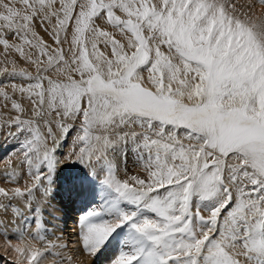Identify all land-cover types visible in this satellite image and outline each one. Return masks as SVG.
<instances>
[{"label":"snow or ice","instance_id":"6c2138e0","mask_svg":"<svg viewBox=\"0 0 264 264\" xmlns=\"http://www.w3.org/2000/svg\"><path fill=\"white\" fill-rule=\"evenodd\" d=\"M0 56V129L23 135L0 173L12 264L75 259L43 220L69 161L104 186L77 254L127 226L110 264H264V0H0ZM117 152L143 174L121 178Z\"/></svg>","mask_w":264,"mask_h":264},{"label":"rangeland","instance_id":"374dc122","mask_svg":"<svg viewBox=\"0 0 264 264\" xmlns=\"http://www.w3.org/2000/svg\"><path fill=\"white\" fill-rule=\"evenodd\" d=\"M237 2L240 5L246 4V0H237ZM260 7L261 6L257 3V15H259L260 13ZM37 31H39L41 35H44L45 39L49 40V43H51L50 38L43 32V29L40 28L39 25H37ZM2 59L3 57L0 56V60ZM20 66L27 67L30 71H34L31 66L26 65L23 61H20ZM9 131L10 130L8 128L0 129L1 168L6 167L5 161L10 155L14 162L18 163L19 161V154L17 150L21 146L23 135L19 133L9 134ZM11 131L15 132V129H11ZM74 135L75 132H70L69 135L62 141V149H59L61 147L58 148L59 155L61 157H63L65 155V152L68 150L69 144L72 140V136ZM117 154L120 155L121 153L117 152L116 154H114V158H116L115 161L118 165V175L121 178H124L126 174H143L142 161L138 160L135 155L130 152H127V154H122L121 156H118ZM71 163L72 161L65 162L64 164H60V166L58 167L71 165ZM122 163L124 164L123 166ZM57 173L59 174V172L56 171V173L54 172L53 175H57ZM53 177H51V186L55 185ZM0 181L7 185L4 177H0ZM70 181L71 182H69L68 184L64 183L65 185H68L70 190H68L67 193H62L60 190H58V186H54V189H57L56 191L53 190V187H48V190L50 189L51 191H49L50 193L47 191L48 196L44 198L43 201L45 202L42 201V203L44 207L43 220L49 234L48 238L53 239L56 238V236H62L64 241L69 243V250H74V247H71L74 245L78 236V232L80 229V218L100 206V197L102 195L104 186L101 183L100 177L90 174L89 169L84 164H81L79 162L76 163V166L72 171ZM25 214H27V216ZM74 215L76 216L74 217ZM23 217L20 218L21 221L26 220L23 226L30 224L28 222H32L33 218L31 214L25 212ZM32 227H35V225L33 224ZM56 229L58 230L56 231ZM126 232L127 226H123L122 230L118 229L114 237L109 242L107 241L105 243V245L100 249L97 255L92 258V260L91 257H87L82 252L77 254L75 251L71 253L70 251L65 250L64 255H73L74 253L75 259L73 260L72 264H80L81 260L85 261V264H87V261L89 260H91L90 264H110V262L121 251L123 247V240L125 238L124 234ZM10 238L15 239L14 236H10ZM13 243H17V241L14 240ZM4 252L6 253L5 255L9 257V259L5 255L0 254V264H12V261L10 260L12 253L7 249L3 237H0V253ZM48 259L50 260L52 259V257ZM65 264H68V262L65 261Z\"/></svg>","mask_w":264,"mask_h":264},{"label":"bare ground","instance_id":"6f19581e","mask_svg":"<svg viewBox=\"0 0 264 264\" xmlns=\"http://www.w3.org/2000/svg\"><path fill=\"white\" fill-rule=\"evenodd\" d=\"M39 28V27H38ZM63 141V140H62ZM62 141L60 142L61 144H62ZM59 149H62V145H61V148H59ZM59 149L57 150V155L59 156V157H61L60 155H59ZM126 154H127V152H125ZM125 153H121L120 155H118V156H121L122 154H125ZM62 155V154H61ZM123 156H125V155H123ZM122 156V157H123ZM117 157V156H116ZM119 158V157H118ZM117 158V159H118ZM126 158V157H125ZM116 159V158H115ZM121 159V158H120ZM122 161H123V159H122ZM65 162H63V163H61V164H64ZM76 163L77 162H72L71 163V165H67V166H64V167H57L56 168V170H55V173H56V171H58L59 172V174L57 173V175H53L52 177H53V180H54V182H55V185L54 186H58V190H60L62 193H67L68 192V190H69V187H68V183L69 182H71L70 181V178H71V176H72V171H73V169H74V167L76 166ZM124 164L122 163V166H123ZM60 166V165H59ZM78 166V165H77ZM80 168V167H79ZM5 170V167L4 168H1L0 167V173H2L3 171ZM70 171H71V173H70ZM70 173V174H69ZM124 176V175H123ZM0 177L2 178L3 176L2 175H0ZM73 178V177H72ZM84 179V178H83ZM77 180V179H76ZM64 183H67L66 185L64 184ZM71 184V183H70ZM0 185H4V186H8V185H5L4 183H2L1 181H0ZM51 186V185H50ZM49 186V187H50ZM54 186H51V187H53V190L54 191H56L57 189H54ZM72 186V185H71ZM52 189V188H51ZM71 189V188H70ZM49 191H51L50 189L48 190V192ZM70 191V190H69ZM50 193V192H49ZM46 196H48V194H46ZM46 196L44 197V198H46ZM43 202H45V201H43ZM69 204V203H68ZM83 209V208H82ZM26 213H28L27 211H25ZM26 216H27V214H25ZM76 215H74V217H75ZM7 218H9V217H6V219ZM24 218V217H23ZM30 219V218H29ZM24 220V219H23ZM26 221V220H25ZM25 221H21L20 220V218L19 219H16L15 220V222H14V224H13V227H15L16 225H20V226H22L23 227V225H24V223H25ZM27 222H28V220H27ZM28 223H31V222H28ZM72 223V222H71ZM58 229H56V231H57ZM69 235V234H68ZM114 235H115V233H113L112 234V236L111 237H109L110 239L108 240V242L114 237ZM13 237V236H12ZM66 238V237H65ZM53 239H55V238H53ZM107 242V241H106ZM105 242V243H106ZM71 247V246H70ZM74 247V245L71 247V248H73ZM74 249V248H73ZM68 251H70L71 253L72 252H74V250H68ZM73 256H74V253H73ZM78 257V256H77ZM76 257V258H77ZM50 258V257H49ZM49 260V259H48ZM51 260V259H50ZM45 264H47V262H45Z\"/></svg>","mask_w":264,"mask_h":264}]
</instances>
